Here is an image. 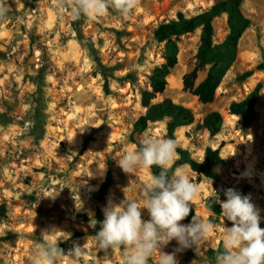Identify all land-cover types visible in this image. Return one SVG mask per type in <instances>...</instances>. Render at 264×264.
I'll use <instances>...</instances> for the list:
<instances>
[{
  "label": "rangeland",
  "instance_id": "1",
  "mask_svg": "<svg viewBox=\"0 0 264 264\" xmlns=\"http://www.w3.org/2000/svg\"><path fill=\"white\" fill-rule=\"evenodd\" d=\"M218 1L141 0L127 17L109 8L102 17L73 21L54 0H8V19L0 21V264H34V244L57 240L65 253L74 244L84 252L80 258L58 259L57 264H122L123 249L107 253L97 249L93 238L97 223L93 227L92 221L97 209L104 210L109 201L142 203L143 186L151 178L143 168L131 176L124 174L116 159L134 150V125L147 112L141 92L151 89L152 72L165 63V45L157 42L154 31L178 12L193 16ZM241 12L251 25L214 101L201 104L182 83L195 67L200 29L177 39L178 64L171 70L166 91L153 100L170 98L192 111L193 123L179 127L176 137L195 159L201 161L212 146L220 147L226 160L216 168L217 180L183 168L197 184L198 195L191 205V220L180 223L187 225L196 216L216 227L197 251L194 247L177 251L175 240L161 249L175 252L178 264H215L223 227L232 225L224 219L212 188L220 201L226 199L228 188L250 196L264 228V198L259 194L264 187V71L257 70L264 64V0H244ZM236 21L227 14L214 21L215 45L225 41ZM208 69L199 72L198 82ZM251 70H255L252 77L240 79ZM105 78L111 95L104 94ZM258 86L254 120L247 125L249 106L241 114L233 113L231 106L251 102ZM214 111L224 118L216 135L200 127ZM166 123H150L135 136L140 142L149 135L169 139ZM89 137L92 140L81 152ZM249 165L254 169L251 177L246 174ZM108 170L115 181L107 197L101 201L89 197ZM146 217L142 210V219ZM53 228L58 232L41 237L43 230ZM157 259L154 254L149 264Z\"/></svg>",
  "mask_w": 264,
  "mask_h": 264
},
{
  "label": "clouds",
  "instance_id": "2",
  "mask_svg": "<svg viewBox=\"0 0 264 264\" xmlns=\"http://www.w3.org/2000/svg\"><path fill=\"white\" fill-rule=\"evenodd\" d=\"M141 0H54L57 9L69 12L73 21L82 16L91 19L108 14L109 8L121 16H130L140 6ZM69 5L71 8L69 9ZM8 0H0V21L8 19ZM177 145L173 139L145 136L134 150L116 159L118 167L126 175L137 169L148 170L151 178L142 189V203L129 201L114 204L109 201L103 210L104 219L100 230L93 236L95 246L107 253L110 249H123L122 264H149L153 255L156 264H178L175 252L161 251L172 240L179 245L177 251L194 247L201 248L207 235L215 230L211 221L193 216L191 223L180 222L189 216L191 205L198 195L197 184L187 176L182 165L174 175H169L175 161L179 159ZM153 166L159 167L152 174ZM207 179V178H205ZM211 183V181H210ZM216 203L220 204L224 219L231 227H223V250H217L215 264H264V228L260 227V210L251 197L242 195L233 188L224 190L225 200L220 201L212 188ZM146 210L149 219H142ZM96 221H92L95 227ZM58 230L45 229L41 237L54 235ZM58 241V240H57ZM55 243L46 241L34 244V264H57L65 257L80 258L84 255L81 246L74 244L67 253Z\"/></svg>",
  "mask_w": 264,
  "mask_h": 264
},
{
  "label": "trees",
  "instance_id": "3",
  "mask_svg": "<svg viewBox=\"0 0 264 264\" xmlns=\"http://www.w3.org/2000/svg\"><path fill=\"white\" fill-rule=\"evenodd\" d=\"M244 0H221L216 2L210 8L202 10L193 16H187L183 12H178L175 18L167 22L160 23L154 31V37L159 43L165 45V63L156 68L150 76V90H143L141 92V104L147 108L146 114L140 116L134 125V134L138 135L144 131L150 123L167 120L166 131L169 139H173L177 145V153L179 159L175 161L169 175H173L175 171L182 165H190V170L205 176L211 180H217L218 175L216 168L225 164L226 160L221 153V148H214L208 146L205 149L204 158L199 161L195 159L191 152L182 147L176 137V130L183 126L193 123L194 114L192 111L182 105H178L170 98L164 99L162 102L153 103V100L160 94H163L168 86V78L171 70L178 64L179 47L177 39L186 34H190L200 29V45L196 54V64L192 71L187 73L183 78V88L197 100L203 104H211L214 99L218 88L220 87L227 68L232 64V56L235 49L242 38L243 34L250 27L251 21L243 16L241 7ZM227 14L230 18L236 19L234 29L228 34L222 44L215 45L213 41L214 36V21L221 15ZM228 49L229 52L222 57V53ZM229 63V64H228ZM209 66L205 78L198 82V74L200 71L205 70ZM257 70L264 71V64H260ZM255 70L247 71L240 79L247 80L252 77ZM258 86L252 93L251 102L234 103L231 108L233 113L241 114L242 110L249 106L251 111L250 115L244 120L245 124H250L254 120L253 105L257 102L259 95ZM105 95H111L112 91L108 79L105 78L103 84ZM224 118L220 112H211L207 114L200 125L201 128L207 130L212 134H219L223 129ZM133 137V142L136 146L140 145L137 136ZM92 140L89 137L82 145L81 152H84L89 142ZM159 167L153 166L151 169L152 174H158ZM114 176L111 170H108L105 179L100 186L95 190L88 193V196L98 201L104 200L109 190L114 184ZM260 196L264 198V187L259 190ZM193 211H190L188 217L184 220H191ZM104 219L103 210L97 209L96 211V230H100V224ZM149 219L147 214L146 220ZM77 236H83L82 233H77ZM219 250H223V245Z\"/></svg>",
  "mask_w": 264,
  "mask_h": 264
},
{
  "label": "bare ground",
  "instance_id": "4",
  "mask_svg": "<svg viewBox=\"0 0 264 264\" xmlns=\"http://www.w3.org/2000/svg\"><path fill=\"white\" fill-rule=\"evenodd\" d=\"M216 93H217V92H216ZM253 171H254L253 167H252L251 165H249V166L247 167L246 174H247L249 177H251Z\"/></svg>",
  "mask_w": 264,
  "mask_h": 264
}]
</instances>
